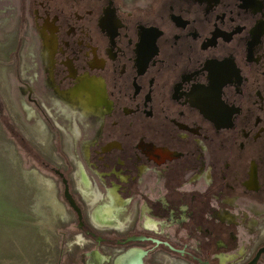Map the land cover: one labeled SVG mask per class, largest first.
<instances>
[{"label":"flooded vegetation","instance_id":"1","mask_svg":"<svg viewBox=\"0 0 264 264\" xmlns=\"http://www.w3.org/2000/svg\"><path fill=\"white\" fill-rule=\"evenodd\" d=\"M127 1L32 9L58 155L39 164L94 247L84 264H264V0ZM112 193L117 221H93Z\"/></svg>","mask_w":264,"mask_h":264},{"label":"rangeland","instance_id":"2","mask_svg":"<svg viewBox=\"0 0 264 264\" xmlns=\"http://www.w3.org/2000/svg\"><path fill=\"white\" fill-rule=\"evenodd\" d=\"M35 1L0 0V264H84L91 261L84 252L94 247L84 243L81 248L76 217L62 198L60 181L17 137L57 161L54 121L35 100L34 73L42 51ZM24 102L47 122V145L34 137L38 116L29 119ZM46 107L53 112L51 104Z\"/></svg>","mask_w":264,"mask_h":264},{"label":"bare ground","instance_id":"3","mask_svg":"<svg viewBox=\"0 0 264 264\" xmlns=\"http://www.w3.org/2000/svg\"><path fill=\"white\" fill-rule=\"evenodd\" d=\"M5 76V75H4ZM4 80V79H3ZM88 105V104H87ZM23 107L26 109V111L28 112V118H31V116L34 115V111L32 110L31 107H29L25 102L23 103ZM61 110V109H60ZM64 111H66L64 109ZM65 113V112H64ZM66 115V114H65ZM33 135L35 138H37V140H39L40 142H45V137L44 136H40L39 133L37 132V130H33ZM38 142V141H37ZM41 142V143H42ZM80 180L83 182V185L87 188L89 187V182L86 179L85 176H81ZM91 189V188H90ZM87 191V190H84ZM92 191V190H91ZM88 191L86 192L87 195ZM90 193V192H89ZM97 194V193H96ZM97 197V196H96ZM91 198V197H90ZM115 198V199H114ZM106 199V198H105ZM94 200V199H93ZM92 200V201H93ZM95 201V200H94ZM93 201V202H94ZM107 200H105L106 202ZM111 201V200H110ZM109 201V202H110ZM117 201V198L115 196V194L112 193V206H103V207H99V209H97V211L95 210L94 213V217L96 222H99L101 224H112L113 221H117V211H121L122 209H119L118 207H116L115 203ZM91 203V202H90ZM96 204V203H95ZM116 213V214H115ZM125 218V217H124ZM126 219V218H125ZM125 222V221H124ZM97 224V223H96ZM99 225V224H98ZM125 225V224H124ZM120 228V227H119ZM80 238V237H79ZM78 240V239H77ZM82 239H80L81 241ZM85 242V241H84ZM83 244V243H82ZM139 251V250H138ZM128 256V254H127ZM140 257V256H139ZM107 258V257H106ZM233 258V257H232ZM235 258V257H234ZM100 260V259H99ZM123 262V260H122ZM131 262V261H130ZM118 264V262H117ZM131 264H135V261H133ZM138 264V263H137Z\"/></svg>","mask_w":264,"mask_h":264},{"label":"trees","instance_id":"4","mask_svg":"<svg viewBox=\"0 0 264 264\" xmlns=\"http://www.w3.org/2000/svg\"><path fill=\"white\" fill-rule=\"evenodd\" d=\"M10 130H15L13 127L10 128ZM16 131V130H15ZM19 140H21L22 145L28 150V152L32 153V156L39 161V163L43 160L42 155L37 152L33 151L27 140H25L23 137L17 136Z\"/></svg>","mask_w":264,"mask_h":264},{"label":"water","instance_id":"5","mask_svg":"<svg viewBox=\"0 0 264 264\" xmlns=\"http://www.w3.org/2000/svg\"><path fill=\"white\" fill-rule=\"evenodd\" d=\"M67 199H68L69 204L71 205V207H72L74 210H76L77 212H79V210L77 209V206H76V204H75L73 198H72L71 195H69L68 193H67Z\"/></svg>","mask_w":264,"mask_h":264}]
</instances>
